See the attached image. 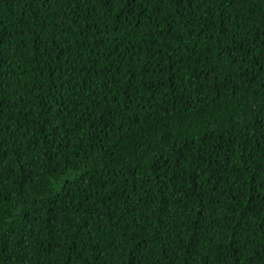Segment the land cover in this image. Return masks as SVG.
I'll use <instances>...</instances> for the list:
<instances>
[{
  "label": "trees",
  "instance_id": "obj_1",
  "mask_svg": "<svg viewBox=\"0 0 264 264\" xmlns=\"http://www.w3.org/2000/svg\"><path fill=\"white\" fill-rule=\"evenodd\" d=\"M0 264H264V0H0Z\"/></svg>",
  "mask_w": 264,
  "mask_h": 264
}]
</instances>
